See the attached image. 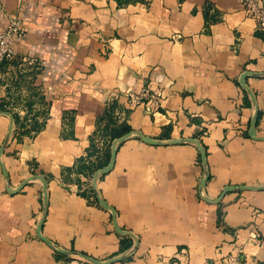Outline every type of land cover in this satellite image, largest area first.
<instances>
[{
	"label": "crops",
	"instance_id": "obj_1",
	"mask_svg": "<svg viewBox=\"0 0 264 264\" xmlns=\"http://www.w3.org/2000/svg\"><path fill=\"white\" fill-rule=\"evenodd\" d=\"M12 20L24 35L14 60L0 64V103L18 123L0 160L11 188L32 174L45 180L40 233L53 245L116 255L120 234L76 170L90 143L104 152L111 123L198 139L207 199L227 185L264 184V77L244 78L255 106L237 83L243 71L264 73V33L239 0H0V30ZM141 92L158 104L132 103ZM254 107L257 139L247 135ZM8 125L0 113V144ZM201 176L192 143H118L95 187L137 244L111 264H264V189L210 203L198 193ZM40 189L33 180L8 193L0 170V264H91L56 256L36 236Z\"/></svg>",
	"mask_w": 264,
	"mask_h": 264
},
{
	"label": "water",
	"instance_id": "obj_2",
	"mask_svg": "<svg viewBox=\"0 0 264 264\" xmlns=\"http://www.w3.org/2000/svg\"><path fill=\"white\" fill-rule=\"evenodd\" d=\"M246 76H263L264 77V73H260V72H250V71H243L240 73V75L238 76V80L237 83L238 85L247 93V95L249 96V98L251 99L253 105L255 106V100H254V95L252 94V92L250 91V89L246 86L245 82H244V78ZM0 113H3L5 115L8 116L9 118V125L6 129L5 135L1 141L0 144V156L3 152V149L5 147V144L11 134L12 131V119L11 116L8 112L5 111H0ZM255 119H256V109L254 107L252 116L250 117L249 120V125H248V130H247V135L252 138V139H257L258 137L255 136L254 134V124H255ZM130 136H135L137 137L140 141L147 143V144H151V145H168V144H176V143H192L196 150L197 153L199 155V159H200V164H201V170H202V176L199 179L198 182V186H197V190L198 193L200 195V197L210 203H216L221 196L228 191H232V190H239V191H246V190H262L264 189V184H260V185H227L224 186L221 190V192L219 193V195L214 198V199H207L204 196H202L201 191L204 187V184L206 182L207 179V170H206V160H205V153L204 150L202 148V146L200 145V142L198 139L196 138H170V139H166V140H159V139H153L149 136H146L144 134H142L140 131L138 130H130L124 134H122L119 137L113 138L109 144L108 147V159L107 162L105 163V165H103L100 168H97L96 170H94V172L91 175V179H90V188L92 191V194L97 202V204L106 209L109 214H110V219H111V224L113 227V230L120 235H127L130 236L133 239V243L126 248L125 250H123L122 252L106 259V260H97L94 259L92 257H89L87 255H84L82 253L79 252H75V251H71V250H65L62 248H59L55 245H53L48 239H46L44 236H42V234L40 233V227L42 224V221L44 219L45 216V211H46V182L45 180L36 174H32L26 178H24L23 180H21L19 182V184L17 186H15L14 188H11L9 186L8 183V178H7V174H6V170L4 168V165L2 164L1 160H0V170H1V174H2V179L4 182V187L5 190L8 193H15L18 190H20L22 188V186H24L27 182L29 181H33V180H37L40 182L41 185V212H40V216L38 218L37 224H36V228H35V234L36 236L42 240L49 248H51L53 250V252L58 253L60 255H64V256H70V257H75L77 259H81L85 262L91 263V264H111L117 261L122 260L123 258H125L126 256H128L136 247L137 244V239L136 236L129 231L123 230L121 229L117 223H116V219H115V212L114 209L112 207H110L108 204H106V202L100 198V196L97 194L96 192V187H95V181L96 178L100 175H103L105 173H107L114 162V157H115V151H116V146L118 143L124 141L126 138L130 137Z\"/></svg>",
	"mask_w": 264,
	"mask_h": 264
},
{
	"label": "built area",
	"instance_id": "obj_3",
	"mask_svg": "<svg viewBox=\"0 0 264 264\" xmlns=\"http://www.w3.org/2000/svg\"><path fill=\"white\" fill-rule=\"evenodd\" d=\"M239 2L244 7L247 14L254 19L256 28L264 33V4H259L254 0H239ZM23 35V29L14 20L10 21L4 29L0 30V64L2 62L14 60L15 53L13 50V42L16 39H21ZM25 62L36 68L40 65V63L34 59H26ZM129 96L132 103H140L144 98V104L151 106L157 105L159 99L157 95L147 92L130 94Z\"/></svg>",
	"mask_w": 264,
	"mask_h": 264
},
{
	"label": "trees",
	"instance_id": "obj_4",
	"mask_svg": "<svg viewBox=\"0 0 264 264\" xmlns=\"http://www.w3.org/2000/svg\"><path fill=\"white\" fill-rule=\"evenodd\" d=\"M2 63H4V62H2ZM0 111H9V109L6 107V104L0 103ZM12 119H13V123L15 126L16 123H18V118L16 117L15 114H12ZM130 130H131V128L129 127V125H127L123 122L120 124H117V125L111 123L110 126L105 128L104 130H102V134H101L104 141H105V146H106L104 152H102V154L99 155L97 153V151L93 149V145L90 143L89 147L86 149L85 155L76 158V162H77L76 170L78 172H82L83 174L86 175V177L88 179H90L94 170L102 167L107 162L108 147H109L111 140L113 138L121 136L122 134H124ZM91 156H93L92 159H90ZM101 176L102 175H100L99 178ZM88 189H89V193L91 194V189L90 188H88ZM92 197H93L94 201L96 202L93 194H92ZM118 237H119V242H118V250H117L116 254L122 252L123 250H125L126 248H128L132 244L131 238L129 236L118 235ZM55 255L56 256H62L58 253H56ZM129 256H130V254L128 256H126L125 259L129 258Z\"/></svg>",
	"mask_w": 264,
	"mask_h": 264
}]
</instances>
